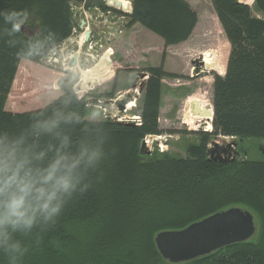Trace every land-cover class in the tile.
<instances>
[{"label":"trees","instance_id":"1","mask_svg":"<svg viewBox=\"0 0 264 264\" xmlns=\"http://www.w3.org/2000/svg\"><path fill=\"white\" fill-rule=\"evenodd\" d=\"M83 1L0 0V13L13 10L28 13L21 31L13 36L7 34L10 25L0 16V131L18 134L28 129L40 114L51 117L57 113H74L80 116V123L62 122L60 125V130L71 138L72 150H76L82 141L102 140L104 151L103 160L90 169L85 178L84 182L89 185L87 191L75 194L55 223L38 226L28 235L17 234L16 238L32 251L27 239L34 232L42 246L32 252L38 264H51L48 260L59 257L60 252L63 255L61 261L55 262L57 264H172L160 255L154 244V237L159 232L183 229L216 212L241 205L258 216L259 227L251 240L179 264H264V161L221 160L211 156L209 148L215 136L264 140V0H256L261 16L254 15L249 4L238 0H211L230 43L226 74L215 75L214 79V129L197 132L199 139L189 145L185 158L158 153L148 160L141 150L143 140L148 135L165 132L159 123L162 79L173 74L162 67L143 70L149 79L143 92L140 126L110 118L88 119L85 96L77 90L78 80L72 74L60 79L58 85L62 95L51 104L27 112L6 108L21 60L41 63L59 47L72 32L73 2ZM90 3L87 2V8ZM99 6L106 10L102 3ZM197 22L198 15L186 0H135L128 28L140 23L161 35L168 46L187 40ZM36 28L39 32L35 35L27 32ZM34 38H47L42 55L21 58L18 53ZM10 40L15 43H9ZM210 56L211 51L205 53V59ZM51 143L56 141L47 135L38 141L41 148ZM147 172L151 179L146 199L151 206L144 207V220L138 224L134 232L137 235L129 250L123 249L125 256L111 258V253L108 254L111 247L115 244L123 246L130 227L133 228L138 219V204ZM92 173L101 174V181L108 186V192L103 196L93 180L91 183L88 180ZM213 183L231 190L226 196L217 198L206 186ZM100 198L109 204L102 223L101 216L99 222L96 220ZM87 242L92 246L86 248L89 249L88 258L75 257L77 249L87 246ZM142 249L146 256L140 259L138 254ZM0 264H9L8 256L2 251Z\"/></svg>","mask_w":264,"mask_h":264},{"label":"rangeland","instance_id":"2","mask_svg":"<svg viewBox=\"0 0 264 264\" xmlns=\"http://www.w3.org/2000/svg\"><path fill=\"white\" fill-rule=\"evenodd\" d=\"M88 1H91L90 7L93 8H95V6H99L101 3L102 5H104L102 0H84L81 3L73 2L72 4L73 13L75 12L78 14L79 9L81 11L85 10L89 12L88 9H86L87 8L86 5ZM109 1L112 6L116 5V2H120L122 8L127 9L129 7L128 0H109ZM198 1H199L200 11H202L204 13V16L206 17V19L204 20V25L200 27L198 39L197 38L194 39L186 47L173 48V50H175L176 52H175V56L172 58L173 60L170 59L169 64H167L166 61L167 58L166 51L164 56H161L160 52H158L157 54L158 56L157 58H155L156 56L155 52L157 51V49L155 48L150 51L152 57L148 56L149 57L148 63L138 62L139 61L138 59H140L138 53L137 54L131 53V51H128L129 53L127 52V56H126L127 59H123V55L126 52L125 53L122 52L123 53L122 54L120 51L114 50V52L111 51L110 53L109 51L106 53V51L104 50L98 51L97 48H95V50H90V52L89 51L86 52L87 51L86 50L85 53L83 52L81 54V60L83 61V63L84 61L85 62L88 61V59H90V61L85 63L86 65L82 66L81 69L79 68L77 72L72 74L77 77L78 89L80 87H82L83 89L82 91H80V93L83 96H85L86 107L89 111L88 119L94 121H100V120H107L111 116L110 119L114 121H118L117 119L118 117L121 118V121H125L123 119L125 116L133 117L134 115L142 114V100H143L144 90L141 92L139 96L138 95L136 96L137 101L136 102L134 101L132 104V105H136V107L131 109L127 108L123 110V108H121L117 104L110 102L111 99H115L117 95L120 94V92H118L119 87L122 86L124 88V86H127V84L134 85L135 83H137V81L143 78L144 75L143 70L148 69V66L162 67L164 71H167L169 67L170 70L171 69L175 70L173 72H176L177 68H180L179 72L174 73L177 76L173 74L172 77H168V78L166 77L162 81V95H163L162 114L163 115L161 116V114H159L160 115L159 123H160V128L165 132L163 133L162 136H160L161 138H163L162 140L156 138L159 139V142L152 141L150 142V144L145 145L144 149L142 146L141 150L145 154L146 160L155 157V155H157L158 153L159 154L169 153L170 155L178 159L185 158L187 156L186 151L189 145L196 143L199 139V136L196 135V133L202 131V129L204 127H207V125L204 126L203 119H196L194 120V122H187L189 118L186 115V108H189L190 104L191 105L193 104L194 105L193 108L199 109V111L197 112L208 110L207 103L213 104V86H214L215 75L224 76L226 74V67L230 54V43L221 27L220 21L218 20L217 14L214 11L211 1L210 0H198ZM238 1L249 4L252 8V12L254 15L256 16L262 15L260 9L258 8L256 0H238ZM113 12H111V14L108 13L105 14V17L110 18L112 14L113 15L119 14L118 12L115 11ZM90 16L93 19L95 18V15L93 13ZM82 17H83L82 15H79L77 17V21H79ZM128 22H129L128 17H126V23L128 24ZM96 23H97L96 20L94 22L91 21L90 29L94 30V25ZM82 31L83 29H79L77 34L81 33ZM122 35H120V33L118 32L115 33L113 37L114 41H109V42H111L114 46L117 45L118 43H121ZM116 39L118 40L117 42ZM75 45H76L75 42L72 44L68 39H66L64 42L61 43L59 47L53 49L46 59H44L41 63H39L40 66L37 65V67H35V72L31 70L32 71L31 74H29L27 71L29 67H25L22 63H20L22 65L19 66V70L16 76V82H14L13 84L12 91L9 95L6 104V108L9 111L27 112V111L43 108L51 104L58 97H60L62 95V91L58 85L60 80L59 81L57 80L58 82L55 83L56 82L55 77H59L60 79H62L64 76H66L67 72L64 70V68L67 61H65V57L66 58L70 57L69 53L72 48H75L77 50V47ZM206 51L207 52L211 51V56L205 59L206 66H204V72H202L201 76H197L195 79H193V81H187L184 80V78L182 77H178V75L181 74H190L191 71L195 69V66H197L196 64L198 63V61L203 60V58L199 59V57H201V54L203 52L205 53ZM50 56H52L53 59H56L57 62L50 65L48 63V58ZM111 57H113L114 59L119 58L117 60H119L120 63L119 64L114 63L115 61H113ZM157 59H158V63H157ZM130 60L133 61V64ZM99 63L103 64L105 66V68L104 67L103 68L107 71V73L104 76H102V73L105 72L104 69L97 73L98 70L96 64ZM170 63L172 64L171 66ZM154 65H158V66H154ZM93 69L94 71L91 72ZM85 70H87L86 74L88 78L87 76L83 77V73L82 74L80 73V72H84ZM111 74H112L111 78H108ZM115 78L117 80H115ZM38 80H42V82H39ZM114 81H116V83ZM147 81L148 80H145V83H147ZM114 83L116 85H114ZM182 83H187V85H181ZM185 87L188 88L189 93L185 98V100L182 101L183 100L182 97L185 92V90L183 89ZM36 88H38L37 92H33L35 91ZM112 92L114 93L113 96H111L110 98L106 97ZM95 98L100 100L99 103H94L90 101L91 99H95ZM125 99L126 101L127 100L129 101L132 99V97L128 96ZM192 101H197V103L194 104L192 103ZM120 103L125 104L124 102H120ZM194 112L192 111V107H191V113ZM209 147H211L212 150L215 149L216 151H218L222 156H224L223 150L228 149L230 152H232V154L234 152H238L239 155L237 156V158L239 159L264 161V151L262 150L264 149L263 139H253V138L240 139L229 136L228 137L215 136L212 139ZM215 156H217V152L214 154V157ZM101 179H103L101 174L96 175L92 173L90 175V179L88 180L90 181V183L91 180H93L92 183H94L96 188L98 187L97 191L98 192L101 191L103 196L104 192H108V186L105 184V181H101ZM149 179L151 178L149 173L147 172L146 175L144 174V179H143L144 185H142L144 192L140 197V202L138 204V207H140L138 209V211L140 212V214L138 215V219L133 225L134 227L133 228L132 226L130 227L131 229L128 231L126 235V239L124 240L125 242L123 243V246L119 244H115L111 247V251L108 253V254L111 253V258L113 257L118 258L119 256H125L126 251L129 250V248L131 247V242L134 241L133 237L135 236V234L137 235V233L134 232L138 229L139 226L138 224L141 222V220H144L143 214H146L144 207L151 206V203L150 202L147 203L148 201L146 199L148 195L147 194L148 184L150 183ZM206 186L208 188H211L210 190L211 194L215 193V195H217L216 196L217 198L218 197L221 198L224 195L226 196L228 193L227 191L231 190V189L227 190L226 188L223 189V187L218 186V184L215 183L211 184L210 186L208 185ZM100 199H101L99 206L100 211H98L99 214L96 220L99 222L101 216L100 222L102 223L105 219L104 216L108 214V211L105 210H108L107 207H109V204L104 203L103 198ZM72 207L76 208V206H71V208ZM234 207H239L249 210L247 207L245 206L243 207L241 205ZM63 211L61 215L63 214ZM252 214L254 216L258 230L259 227V221L257 219L258 216L255 213ZM155 216H157V214H155ZM81 221H83V219ZM27 240L33 250H35L36 248L41 249L42 247L41 241H39L34 236V232L33 235L30 236V238ZM34 243L36 244V246L33 247L32 245H34ZM85 245L87 246L77 249L75 257H79L81 260H83V258H88L86 257L89 254L87 251L92 246H90V242H87ZM86 248L89 249L86 250ZM123 249H126V251ZM33 250L32 251L28 250L26 254L17 262V264H38L39 262H37L33 258V254H32ZM62 255L63 252H60L59 257H56L55 259L51 258L48 261L51 264H57L55 262L61 261ZM138 255L139 258L142 259V257L146 256L145 250L142 249V252H140ZM97 261L98 259H96L94 262L96 263ZM8 263L11 264L9 258H8Z\"/></svg>","mask_w":264,"mask_h":264},{"label":"clouds","instance_id":"3","mask_svg":"<svg viewBox=\"0 0 264 264\" xmlns=\"http://www.w3.org/2000/svg\"><path fill=\"white\" fill-rule=\"evenodd\" d=\"M7 34L19 33L28 18L26 10L2 12ZM47 38H34L18 55L21 58L42 55ZM15 43V41H9ZM62 122L80 123L79 115L43 114L20 133L0 131V251L11 264L28 249L17 234L28 235L38 226L55 223L66 204L77 193L87 191L85 178L104 158L103 141H82L72 150L70 136L60 130ZM56 143L39 147L42 136Z\"/></svg>","mask_w":264,"mask_h":264},{"label":"water","instance_id":"4","mask_svg":"<svg viewBox=\"0 0 264 264\" xmlns=\"http://www.w3.org/2000/svg\"><path fill=\"white\" fill-rule=\"evenodd\" d=\"M131 1L133 2L134 0ZM116 6L120 7L121 3L116 2ZM85 26L86 22L83 21L82 27ZM27 32L30 35H35L39 32V28L35 30L28 29ZM90 33V31L86 33L87 40ZM77 58L78 55H75L74 60ZM197 70L196 72H198ZM68 73L72 74L73 72L68 70ZM117 105L121 108L124 106L122 103ZM193 106L192 104L193 112L199 111L198 108H193ZM128 124L134 125L133 123ZM142 146L144 149L145 143ZM262 150L264 151V149ZM216 152L217 157L221 160H235L232 152L228 149L223 150L224 156L220 155L215 149L211 150L212 156ZM256 231L257 225L253 214L247 209L232 207L216 212L183 229L159 232L155 236V243L160 255L165 260L172 264H178L210 255L221 248L235 243L248 241L253 238Z\"/></svg>","mask_w":264,"mask_h":264},{"label":"crops","instance_id":"5","mask_svg":"<svg viewBox=\"0 0 264 264\" xmlns=\"http://www.w3.org/2000/svg\"><path fill=\"white\" fill-rule=\"evenodd\" d=\"M186 1L189 3V5L193 9V11H195L197 13V15H198V22H197V24H196L191 36L187 40H185L183 42H180L179 44H171V45L167 46L165 39L161 35L155 33L154 31H152L150 29H148L147 27L143 26L142 24L137 23V24L133 25L131 28L124 29V31L122 33H120V35L123 34L121 43H118L115 46L111 42L105 43V47L106 48H105L104 51H106V53L109 52V51H110V53H111V51L114 52V50L115 51L118 50L121 53L122 52L123 53L126 52L124 54L125 56L123 55V59H127V57H126L127 56V52L131 51V53H135V54L138 53V55L140 57V59H138L139 60L138 62H141V63L142 62H147L148 63L149 57L151 56L150 51L155 48V49H157V51L155 52V54H156L155 58H157L158 52H160L161 56H164L165 55V51H166V56H167L166 61H167V64H169L170 59H172L175 56V52L176 51L173 50V48L186 47V46L189 45V43L191 41H193L196 38L198 39L200 27H202L204 25V20L206 19V17L204 16V13L202 11H200L199 1L198 0H186ZM99 30H101V29L97 27V34L99 35L100 39L107 40L109 34L111 36V33L108 32L109 30H107V29H105V31H99ZM113 37L114 36H112V40L111 41H114ZM117 39H116V42L118 41ZM203 53H202V55H203ZM111 59L113 61H115L114 63H117V64L120 63V61L117 60L119 58L114 59L113 57H111ZM131 62L133 64V61H131ZM135 62H136V60H135ZM21 63L25 67H29L27 69L29 74H31L32 71L35 72V67H37V65H39V63H35L33 61H29V60H26V59H23L21 61ZM157 63H158V59H157ZM22 64H20L19 66H21ZM84 65H86V64H84ZM171 65L172 64L170 63V66ZM154 66H158V65H154ZM96 67H97V70H98L97 73L105 68V66L103 64H101V63H99ZM150 67H152V66H148V68H150ZM94 69L91 72H93ZM18 70H19V68H18ZM179 70H180V68H177V71L173 72L175 70H172V69L170 70L169 67H168V70L166 72L174 74V73L179 72ZM104 71L105 72L102 73V76H104L107 73V71L105 69H104ZM17 73H18V71H17ZM95 73H96V71H95ZM91 75H92V73H91ZM181 75H183V74H181ZM16 76H17V74H16ZM55 76H56V73H55ZM111 76H112V74L108 78H111ZM87 78H88V76H87ZM116 78H115V80H117ZM55 79H56L55 83H57L60 80L59 77H55ZM38 81L42 82V80H38ZM14 82H16V77H15ZM114 82L116 83V81H114ZM115 83H114V85H116ZM83 86H84V84H83ZM133 86H134L133 84L132 85L131 84L130 85L127 84V86H124V88L121 86L122 88L119 87L118 88V92L127 91V90L131 89ZM39 87H41V86H39ZM125 87H128V88H125ZM129 87H131V88H129ZM37 90H38V88H36L35 91H33V92H37ZM162 98H163V95L161 97V106H160V114H161V116L163 115L162 114V111H163V109H162L163 108L162 107ZM192 103L196 104L197 101H192ZM13 112H15V111H13ZM190 113H191V104H190L189 108H186V115L189 118L187 122H191L192 113H191V115H190Z\"/></svg>","mask_w":264,"mask_h":264},{"label":"built area","instance_id":"6","mask_svg":"<svg viewBox=\"0 0 264 264\" xmlns=\"http://www.w3.org/2000/svg\"><path fill=\"white\" fill-rule=\"evenodd\" d=\"M132 10H133L132 3L129 2V7H128L125 11L128 12V13H131ZM108 13L110 14L111 12L109 11ZM99 16H100V17L104 16V13H102V12L99 11ZM89 18H90V17L86 16V19H87L88 21H89ZM77 33H78L77 29L74 28V29H73V33H72V36L69 38V40H70L71 42H76L79 46H84V45H85V37L82 36V35L79 36ZM81 36H82L83 38H81ZM103 47H104V45H103L102 42H99V41H93V40H92V41H90V43L88 44L87 51L90 52V50H95V48H97V50L100 51L101 49H103ZM98 56H99V55H98ZM52 59H53L52 56H50V57L48 58V63H49V64H53V63L57 62L56 59H53V60H52ZM67 59H68V58H65V61H67ZM65 66H67V68L70 67L68 61L66 62V65H65ZM140 86H141V83L139 82V83L137 84V87L134 89V93H136V94H140V93H139V92H140V91H139ZM124 96H125V95L122 94L118 99L123 98ZM118 99H116V100H118ZM128 106H130V103L127 104L126 107L128 108ZM207 107H208V106H207ZM209 107H211V110L213 111V106H212L211 103H210ZM117 119L121 121V118L118 117ZM123 119H124L125 121H132V122H134V123H135L136 125H138V126L142 125V122H143L142 117L139 116V115H135V116H133V117H127V116H125ZM146 141H147V143H150V142H151L150 137H148V139H147Z\"/></svg>","mask_w":264,"mask_h":264},{"label":"bare ground","instance_id":"7","mask_svg":"<svg viewBox=\"0 0 264 264\" xmlns=\"http://www.w3.org/2000/svg\"><path fill=\"white\" fill-rule=\"evenodd\" d=\"M112 6V5H111ZM206 53V52H205ZM205 53H204V55H203V57H204V63H206V61H205ZM46 59V58H45ZM45 63H46V61H45ZM86 71L87 70H85L84 72H83V77H86L87 76V74H86ZM207 109L208 110H204V111H202V112H195V113H192V118H191V122H194V120H196V118H201V119H203L202 121L204 122V126L205 125H207V127H206V130L207 131H210V130H212V128H213V126H212V122H211V120L213 119L212 118V111L207 107ZM159 139L160 140H162L163 138H161V137H159ZM158 139V140H159Z\"/></svg>","mask_w":264,"mask_h":264},{"label":"flooded vegetation","instance_id":"8","mask_svg":"<svg viewBox=\"0 0 264 264\" xmlns=\"http://www.w3.org/2000/svg\"><path fill=\"white\" fill-rule=\"evenodd\" d=\"M197 76H201V73H197L195 76L194 75H191V74L178 75V77H182V78H184V80H187V81H193V79H195ZM181 85H187V83H182ZM183 90H185V92L183 94V97H182L183 100L182 101L185 100V98L187 97V95L189 93V90H188L187 87H185Z\"/></svg>","mask_w":264,"mask_h":264}]
</instances>
